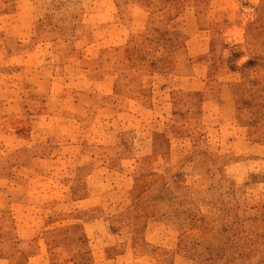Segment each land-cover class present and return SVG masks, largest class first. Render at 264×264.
I'll list each match as a JSON object with an SVG mask.
<instances>
[{"label":"rangeland","instance_id":"374dc122","mask_svg":"<svg viewBox=\"0 0 264 264\" xmlns=\"http://www.w3.org/2000/svg\"><path fill=\"white\" fill-rule=\"evenodd\" d=\"M0 264H264V0H0Z\"/></svg>","mask_w":264,"mask_h":264}]
</instances>
